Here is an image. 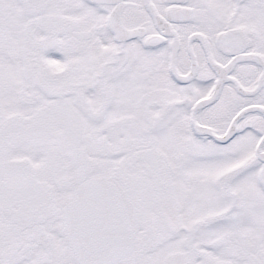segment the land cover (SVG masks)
<instances>
[{
  "label": "snow or ice",
  "instance_id": "1",
  "mask_svg": "<svg viewBox=\"0 0 264 264\" xmlns=\"http://www.w3.org/2000/svg\"><path fill=\"white\" fill-rule=\"evenodd\" d=\"M0 264H264V0H0Z\"/></svg>",
  "mask_w": 264,
  "mask_h": 264
}]
</instances>
